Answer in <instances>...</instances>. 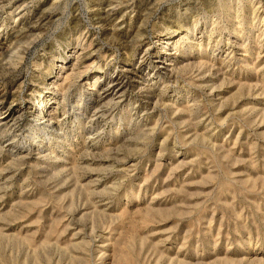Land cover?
<instances>
[{
  "label": "rangeland",
  "instance_id": "obj_1",
  "mask_svg": "<svg viewBox=\"0 0 264 264\" xmlns=\"http://www.w3.org/2000/svg\"><path fill=\"white\" fill-rule=\"evenodd\" d=\"M0 264H264V0H0Z\"/></svg>",
  "mask_w": 264,
  "mask_h": 264
},
{
  "label": "bare ground",
  "instance_id": "obj_2",
  "mask_svg": "<svg viewBox=\"0 0 264 264\" xmlns=\"http://www.w3.org/2000/svg\"><path fill=\"white\" fill-rule=\"evenodd\" d=\"M41 26H44V25H41ZM35 28H39V26L38 27L33 26L32 27V30H34ZM123 88H124L123 82L119 81V78L118 77L113 76L110 79V81H109L108 87L104 89L103 96L105 98H108V99L111 98V100L112 99H116L118 96L120 97V96L123 95L122 94L124 92V91H122Z\"/></svg>",
  "mask_w": 264,
  "mask_h": 264
}]
</instances>
